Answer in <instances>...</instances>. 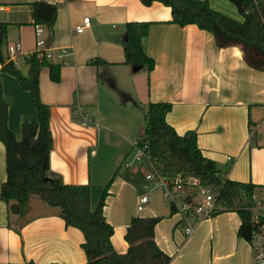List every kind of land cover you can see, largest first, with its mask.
<instances>
[{
    "label": "crops",
    "instance_id": "1",
    "mask_svg": "<svg viewBox=\"0 0 264 264\" xmlns=\"http://www.w3.org/2000/svg\"><path fill=\"white\" fill-rule=\"evenodd\" d=\"M206 1L232 19L238 12L229 0ZM34 2L58 6L49 49L54 56L67 51L53 61L60 65L58 83L49 79L47 68L39 74L40 98L50 110L48 174L66 185H89L92 208L109 184L102 215L113 228L111 243L118 254L128 250L124 235L132 218L159 217L154 241L171 258L169 264H252L249 245L237 235L241 220L236 212L203 220L186 237L159 189L152 190L148 205L137 212L143 176L134 164L125 168L124 163L131 161V144L142 135L148 104L169 103L166 122L177 135L195 133L202 155L226 179L251 183L258 187L255 194L264 193V72L248 67L237 48L218 49L210 33L171 24L170 9L159 3L144 7L139 0H0V23L8 26L2 58L25 77V57L36 43L30 16ZM86 17L90 26L76 34ZM130 22L149 23L142 47L155 64L150 72L124 63L125 26ZM16 43L21 52L10 59L7 46ZM0 78L7 125L19 141L21 124L37 115L15 79L5 73ZM78 109L89 117L87 125L74 117ZM113 132L115 137H109ZM5 179L0 142V188ZM59 213L32 196L17 216L0 200V264H86L82 233L66 227Z\"/></svg>",
    "mask_w": 264,
    "mask_h": 264
},
{
    "label": "trees",
    "instance_id": "2",
    "mask_svg": "<svg viewBox=\"0 0 264 264\" xmlns=\"http://www.w3.org/2000/svg\"><path fill=\"white\" fill-rule=\"evenodd\" d=\"M229 1L236 7L242 21L213 10L206 0H139L144 7L159 3L169 8L171 24L179 27L193 25L210 33L218 49L235 47L248 67L264 72V0ZM57 11L58 6L54 4H30L32 24L42 26L51 39ZM7 28V24L0 23V73L13 77L20 88L29 94L37 119L21 124V138L17 141L7 125L8 105L0 78V142L4 146L6 172V179L0 188V200L6 203L10 213L17 216L23 214L24 205L32 196L50 207L58 208L65 226L82 233L86 264H169L171 258L154 241L155 226L161 218H132L124 235L128 250L118 254L111 243L113 228L102 215L109 184L102 190L95 208H92L89 185H66L60 178L48 174L52 149L50 110L40 98L39 74L43 68H47L49 79L58 83L60 65L49 62L43 56L31 54L25 57L29 71L26 77L23 76L12 61L5 62L2 58ZM148 28L149 23L146 22L128 23L125 26L123 52L126 65L143 66L150 72L155 64L142 47ZM171 108L169 103L148 104L140 145L147 146L148 154L168 176L195 177L203 186L215 189L218 193L216 203L221 210L212 217L223 212H236L241 220L237 235L248 242L253 231L249 208L258 187L226 179L215 163L202 155L195 133L177 135L166 122ZM170 210L172 214L175 212L174 208ZM178 225L182 229L185 226L183 222Z\"/></svg>",
    "mask_w": 264,
    "mask_h": 264
},
{
    "label": "built area",
    "instance_id": "3",
    "mask_svg": "<svg viewBox=\"0 0 264 264\" xmlns=\"http://www.w3.org/2000/svg\"><path fill=\"white\" fill-rule=\"evenodd\" d=\"M89 26L90 20L86 17L83 19L82 25L77 26L74 31L76 34H81ZM34 30L36 43L35 51L32 54L43 56L51 63L67 55L66 50H61L54 56L46 46L45 29L40 25H34ZM6 51L10 59H15L21 52L20 44L9 45ZM74 117L78 118L82 125H87L90 122L87 114L83 113L81 109H78ZM131 145L134 150L133 158L130 162L124 163V167L128 168L134 164L144 180V193L138 199L137 212L143 211L148 205L152 190L159 189L163 201L168 204L170 209H175L173 215L179 218V222L185 224L182 230L188 237L194 232L199 222L212 218L221 210L216 203L218 193L215 189L203 186L195 177L168 176L163 172L158 162L148 154L147 146L140 145L139 139L133 141ZM252 200L253 204L249 211L253 231L247 244L251 250V263L264 264V193H254Z\"/></svg>",
    "mask_w": 264,
    "mask_h": 264
},
{
    "label": "rangeland",
    "instance_id": "4",
    "mask_svg": "<svg viewBox=\"0 0 264 264\" xmlns=\"http://www.w3.org/2000/svg\"><path fill=\"white\" fill-rule=\"evenodd\" d=\"M237 12V11H236ZM235 18H237V20H241L242 21V17L239 15V13L237 12L236 13V16H235ZM234 18V19H235ZM117 99V101H119V103H120V105H122V106H124L125 107V104H126V102H125V100H124V98H120L119 96L116 98ZM139 126H140V124H138ZM109 137H112V138H114L115 137V132H113V133H111V134H109ZM125 147H126V145H125ZM124 147V148H125ZM128 148V147H127ZM129 150L127 149V152H128ZM133 154H134V150L132 151V152H129V154H128V159L127 160H132V158H133ZM93 166H94V164H93V161H91V167H92V172H93ZM135 166V165H134ZM136 167V166H135ZM125 168L123 167V165L122 166H120V171H123Z\"/></svg>",
    "mask_w": 264,
    "mask_h": 264
},
{
    "label": "water",
    "instance_id": "5",
    "mask_svg": "<svg viewBox=\"0 0 264 264\" xmlns=\"http://www.w3.org/2000/svg\"><path fill=\"white\" fill-rule=\"evenodd\" d=\"M51 44V38L46 39V46L49 47Z\"/></svg>",
    "mask_w": 264,
    "mask_h": 264
}]
</instances>
